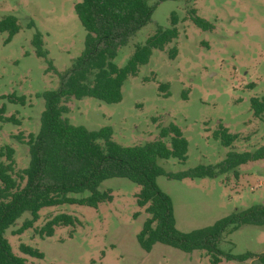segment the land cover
<instances>
[{"label":"rangeland","instance_id":"rangeland-1","mask_svg":"<svg viewBox=\"0 0 264 264\" xmlns=\"http://www.w3.org/2000/svg\"><path fill=\"white\" fill-rule=\"evenodd\" d=\"M81 1L0 0V19L12 15L21 26L9 42V34L0 33V108L5 107L7 118L18 120L0 122V154L6 147L14 149L13 175L21 187L30 162L25 142L40 130L44 95L60 88L61 77L85 49L87 33L75 13ZM149 4L154 9L151 21L118 49L114 63L123 68L137 46L145 45L159 29L172 28L173 13L178 16V39L154 50L149 63L126 80L121 102L70 98L64 102L69 112L63 117L90 131L110 127L113 141L122 147L156 141L162 128L173 123L188 142V155L185 162L159 160L167 173L218 167L231 154L264 152V115L255 116L252 109V100L264 97V0H149ZM192 9L213 29L198 27ZM37 32L43 36L46 59L38 57L32 45ZM174 48L176 58L170 59ZM162 84L168 85V96L160 90ZM221 128L238 137L228 147L218 135ZM0 162L6 158L0 156ZM157 183L172 199L177 229L190 233L264 205V158L215 177L161 176ZM99 190L112 191V201L97 209L69 204L44 208L34 228L19 234L30 219L29 213L23 214L6 232L14 254L29 264H212L205 251L188 254L156 244L145 252L137 240L148 218L137 204L141 187L114 178L104 181ZM59 214L72 215L78 222L74 227H57L53 237L42 238L40 229ZM21 244L39 250L44 258L22 254ZM219 248L233 255H262L264 226L248 225L226 233ZM220 264L262 263L252 258Z\"/></svg>","mask_w":264,"mask_h":264},{"label":"trees","instance_id":"trees-1","mask_svg":"<svg viewBox=\"0 0 264 264\" xmlns=\"http://www.w3.org/2000/svg\"><path fill=\"white\" fill-rule=\"evenodd\" d=\"M153 11L149 0H82L75 5V13L87 33L85 49L72 68L61 77L60 88L44 95L46 109L41 117L40 130L31 134L25 142L30 162L23 171L24 186L21 187L13 175L14 149L6 147L0 154L6 158V162H0V264H29L27 259L14 254L6 237V232L16 225L23 214L29 213L30 219L23 223L19 234L34 228L44 208L69 204L97 209L100 204L112 201V191L101 192L99 188L104 181L114 178L127 179L141 187L137 204L145 209L148 218L137 240L145 252L149 253L156 244H162L188 254L205 251L212 264H220L223 260L245 262L252 258L264 264V254L233 255L219 248L226 233L248 225L263 227L264 205L234 213L212 226L182 233L176 227L172 199L157 183L161 176L172 180L215 177L218 172L264 158L263 151L254 155L231 154L218 167L199 166L186 172L167 173L159 160L175 158L185 162L188 155V142L173 123L162 128L156 141L142 146L122 147L113 141L110 127L90 131L70 124L63 117L69 112L64 102L70 98H94L107 104L121 102L126 80L136 75L140 66L149 63L154 50H163L178 39V16L173 13L172 28L159 29L145 45L137 46L123 68L114 63L118 49L127 45L129 39L151 21ZM190 13L198 27L213 29L210 23L196 15L194 9ZM20 30L15 16L0 19V33L9 34L8 42ZM32 45L38 57H48L43 48L42 34L37 32L34 35ZM176 54L177 49L174 48L170 51V59H175ZM159 88L166 96L169 95L168 85L162 84ZM252 109L255 116L264 115V97L253 99ZM5 110L4 106L0 108V122L18 123L14 117L7 118ZM218 135L227 147L238 138L224 128ZM85 193L88 195L81 196ZM77 222L72 215L59 214L50 219L39 234L42 238L53 237L55 228L74 227ZM19 250L32 258H44L39 250L26 244H21Z\"/></svg>","mask_w":264,"mask_h":264}]
</instances>
